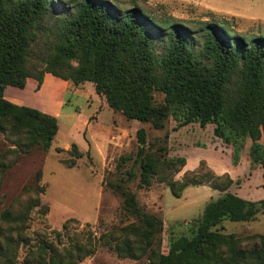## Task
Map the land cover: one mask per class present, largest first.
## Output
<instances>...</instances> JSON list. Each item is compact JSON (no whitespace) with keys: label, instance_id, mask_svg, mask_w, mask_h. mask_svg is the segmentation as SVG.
<instances>
[{"label":"trees","instance_id":"obj_1","mask_svg":"<svg viewBox=\"0 0 264 264\" xmlns=\"http://www.w3.org/2000/svg\"><path fill=\"white\" fill-rule=\"evenodd\" d=\"M155 40L162 42L159 51ZM46 73L74 85L91 82L113 111L157 130L170 119L176 127L212 124L214 136L231 147L233 165L249 139L250 166L261 167L264 179L263 36L236 34L223 22L191 27L155 16L137 0H0V133L16 156L48 151L59 125L53 115L7 100L4 90L24 88L29 77L40 87ZM135 135V154L120 155L116 181L106 180L131 221L97 238L90 231L70 233V219L60 230L32 231V213L45 216L49 207L40 198L42 185H25L0 207V264H78L98 246L120 258H146L140 264H264V234L241 238L221 225L255 220L264 199L229 192L234 180L207 168L204 159L175 179L186 158L168 155V133L160 143L148 141L143 127ZM70 152L73 167L82 153L76 144ZM137 173L138 188L163 183L180 197L188 186L208 184L223 194L205 205L184 244L165 252L163 217L141 206L128 186Z\"/></svg>","mask_w":264,"mask_h":264},{"label":"rangeland","instance_id":"obj_2","mask_svg":"<svg viewBox=\"0 0 264 264\" xmlns=\"http://www.w3.org/2000/svg\"><path fill=\"white\" fill-rule=\"evenodd\" d=\"M121 5L130 0H117ZM157 17L172 16L191 27L201 21L223 22L234 33L246 36L264 37V0H137ZM159 51L162 42L155 40ZM196 45L195 49H198ZM56 105L60 107L57 117L59 130L48 151L34 149L26 154L10 152L11 142L0 133V207H7L23 190L25 185L38 183L45 190L40 198L49 207L45 216L32 213L31 230H60L70 219V233L90 231L96 238L106 230L127 224L132 218L121 215V197L106 186V180L116 181V164L120 155L137 150L135 131L143 127L147 140L161 142L168 133L166 148L169 156H184L188 169L184 167L175 175L183 176L185 171L194 170L199 161L206 158L213 165L235 174L229 192L246 200L264 199V179L261 167H251L248 149L237 165L231 163L230 154H218L212 142V124L201 127L189 123L176 127L170 119L163 130H157L150 123L126 119L120 112L108 107L103 95L96 93L91 82L74 85L57 78ZM40 87L34 92L39 93ZM50 90V91H49ZM52 96H48L50 100ZM201 127V128H200ZM213 132V131H212ZM212 138V140H211ZM263 141V138L260 139ZM247 142L250 144V140ZM76 144L82 155L73 167L68 166L72 158L71 145ZM229 147V145H228ZM231 149V148H230ZM223 153V154H224ZM182 154V155H180ZM242 155V154H241ZM221 158V159H220ZM205 160V159H204ZM206 162V160H205ZM207 163V162H206ZM208 166V164H207ZM212 170L209 166L207 167ZM259 169V171H257ZM214 172V171H213ZM225 172V173H226ZM40 174V175H39ZM138 173L128 186L135 193L138 203L149 212L163 217L165 230L162 233L161 250L165 252L180 248L182 237H190L203 209L218 197H207L202 186H188V193L175 197L163 183L154 182L149 188H138ZM211 188V187H210ZM212 189V188H211ZM184 192V190H183ZM183 194V193H182ZM224 232L244 238L253 234H264V211L248 222L222 221ZM23 255V251H20ZM141 260L120 258L107 247L98 246L96 252L78 264H140Z\"/></svg>","mask_w":264,"mask_h":264},{"label":"crops","instance_id":"obj_3","mask_svg":"<svg viewBox=\"0 0 264 264\" xmlns=\"http://www.w3.org/2000/svg\"><path fill=\"white\" fill-rule=\"evenodd\" d=\"M57 78L58 77H55L50 73H46L44 76L43 82L40 85V89L38 90L39 93L35 94L34 90L37 88V81L34 78L29 77V78H27V81H26L24 88H18V87L11 86V85L6 86V88L4 90V97L7 100H9L15 104L33 107V108H36L42 112L53 115L57 118V117H59V113H60V109H61L60 103H59V106L56 105L55 100L57 98V93L56 92H53V93L45 92V90H48V88H51V90H52L53 86L58 84L59 81L57 80ZM48 96H50V97L52 96V98L49 100ZM183 127H185V126H183ZM212 131H213V127L211 128V134H213ZM213 139L214 140H212V138H211L212 142L209 144V147H211V145L213 143L214 150L218 154L225 156V153H227V155H229V153L231 151V149H230L231 147L230 146L228 147V145L223 143L216 136H213ZM249 145L250 144L248 142H246L245 147L241 153L242 154L240 157L241 162L244 158V153H245V151H247V148L249 147ZM223 149H226L225 153L223 152ZM180 155H182V154H180ZM203 159L206 160L208 166L216 174L220 175V174H223L226 172L225 169H223L222 167H219L217 165H213L210 160H208L206 158H203ZM187 162L188 161L186 159V165L184 166V170L188 169ZM259 169L260 168H258L257 171H259ZM226 173H228L232 179L235 178V174L233 175V174H230L229 172H226ZM259 174L261 175L262 172H259ZM190 187H186L184 189V192L182 195H185L186 193H188V189ZM202 188L204 189L203 193H206L208 195L207 196L208 198L209 197H215L216 198L220 195V193L217 190L211 189L210 187L202 186Z\"/></svg>","mask_w":264,"mask_h":264}]
</instances>
